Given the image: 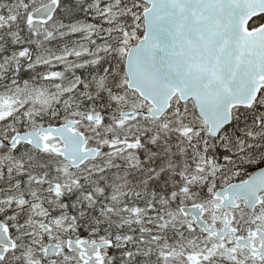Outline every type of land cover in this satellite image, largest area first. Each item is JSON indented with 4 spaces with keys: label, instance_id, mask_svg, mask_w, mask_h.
<instances>
[{
    "label": "snow or ice",
    "instance_id": "snow-or-ice-1",
    "mask_svg": "<svg viewBox=\"0 0 264 264\" xmlns=\"http://www.w3.org/2000/svg\"><path fill=\"white\" fill-rule=\"evenodd\" d=\"M0 264H264V0H0Z\"/></svg>",
    "mask_w": 264,
    "mask_h": 264
}]
</instances>
